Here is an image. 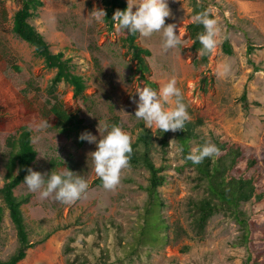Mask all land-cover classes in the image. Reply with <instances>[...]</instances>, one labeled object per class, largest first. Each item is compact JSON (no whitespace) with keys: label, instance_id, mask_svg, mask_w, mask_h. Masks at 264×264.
I'll return each instance as SVG.
<instances>
[{"label":"rangeland","instance_id":"rangeland-1","mask_svg":"<svg viewBox=\"0 0 264 264\" xmlns=\"http://www.w3.org/2000/svg\"><path fill=\"white\" fill-rule=\"evenodd\" d=\"M21 1L0 0V54L22 68L18 73L8 64H0V121H6V128L0 133V188L10 152L4 139L14 135L20 126H29L33 131L32 145L37 157L32 170L47 174L64 173L68 169L82 177L88 187L71 204L61 203L52 196L42 199L39 191L31 192L24 184L14 190L16 197L30 196L21 211L30 242L35 244L19 264H93L85 261L84 252L93 242V232L97 229L102 234L98 242L100 248H105L107 238L113 237L107 231L108 225L117 228L122 244L132 241L138 209L147 197L144 188L149 174L144 168L128 167L122 171L121 182L114 190L105 189L95 174L89 154L95 150V145L84 141L78 147V136L89 131L103 138L104 125L117 123L134 142L137 126L143 124L134 117L135 101L139 99L136 91L146 86L145 79L134 73V63L125 54L116 31H110L103 22L89 23L90 12L103 9L100 0H42L44 6L35 12L29 23L43 36L53 53L62 52L64 58L72 60L74 73L83 77L86 90L82 97L74 98L72 87L62 82L55 91L67 111L76 117L81 127L78 135L61 136L48 126L40 127L43 122L37 115L25 117L20 113L19 102L25 96L34 101L37 108L46 105L55 70L46 69L34 48L12 32V18ZM122 1L128 3V0ZM209 4L220 35L208 64L196 66V55L190 51L187 26L192 22L191 2L168 0L171 15L165 18V24L176 25L181 43L178 48L163 52L160 33L150 38L138 34V44L150 52L146 58L150 72L145 78L156 85L158 93L169 79H176L190 120L203 124L198 134L205 144L238 143L245 148L246 159L249 156L257 159L256 167L246 175L260 176L257 193L263 199L243 204L242 209L259 226L253 243L259 260L264 261V0H210ZM225 38L232 46L231 56L221 51ZM248 46L254 48L251 54L247 52ZM149 130L155 138L153 161L165 178L158 192L164 204L163 218L170 226L169 239L164 246L145 252L129 264H243L246 251L233 246L239 234L234 223L215 215L203 234L198 235L191 229L186 203L188 198L202 195L195 189V171L182 160L173 136L166 155L162 156L157 131L155 127ZM195 148L193 141L192 151ZM245 163L239 164V170L244 169ZM56 164L65 168L56 169ZM175 224L184 231L180 237L173 231ZM86 234H92L88 245L80 241ZM68 245L75 250L68 251ZM16 247V234L5 212L0 260H6Z\"/></svg>","mask_w":264,"mask_h":264},{"label":"trees","instance_id":"trees-1","mask_svg":"<svg viewBox=\"0 0 264 264\" xmlns=\"http://www.w3.org/2000/svg\"><path fill=\"white\" fill-rule=\"evenodd\" d=\"M103 9L106 12L104 25L110 31H116L114 23L111 21L116 10H124L127 4L122 0H100ZM191 2V16L201 12H209L211 18L213 14L209 11L210 0H189ZM44 6L42 0H22L18 10L12 18V32L23 42L34 48L37 57L42 59L43 64L48 70H55V75L51 79L48 87L49 99L46 105L40 108L36 107L34 101L22 96L19 102L20 113L25 117L37 115L40 121L48 122V127L56 131L61 136L78 135L81 127L76 117L70 114L63 103L55 95L58 84L64 82L72 87L73 97H82L86 90V84L82 76L74 73V64L71 59L64 58V53H53L50 46L44 40L43 36L29 23V20L35 15V12ZM5 14V11L2 12ZM204 31L203 26L191 22L187 26V32L191 41L190 51L196 55L194 64L196 66H206L210 54L201 56L199 50L201 44L198 36ZM116 33L125 49V54L130 57L134 63V73L140 74L145 79V85L156 89V85L145 78V74L150 72L146 58L150 56L148 49L138 44V34L128 35L127 33ZM254 48L248 46V53L251 54ZM221 51L227 56L233 54L232 46L227 38L221 43ZM0 64L10 65L12 70L21 72L19 64L10 62L0 54ZM254 69L257 68L254 66ZM205 81V80H204ZM245 92L242 99L245 101ZM117 125V123H115ZM202 122L189 120L184 131L158 133V146L162 156L166 155L169 139L174 137L177 148H183L180 152L185 164L195 171V189L200 190L202 195L199 198H188L186 203V212L190 219L191 229L198 235L204 233L208 222L215 215H222L227 222L234 223L238 228V236L233 246L243 248L246 251L243 264H264L260 261V255L256 252L253 237L259 226L250 219L248 214L243 211L242 205L251 202H260L263 197L257 193V184L260 176L252 173L247 176L246 173L255 168L257 159L249 156L246 159L245 148L238 143L215 142L218 147L219 155L205 158L202 163L194 165L186 157L192 152L191 143L196 142V147L205 144V140L198 134V129ZM137 134L132 142V153L130 156L131 168H144L148 174V184L144 188L146 200L142 207L138 209L136 218V227L132 234L130 243L122 244L118 239L117 228L108 225V232L113 237L107 238L105 248L98 245L102 237L99 229L95 232L94 240L90 247L86 246L84 255L85 261L93 264H129L136 258H141L145 252L150 253L158 247L168 243L169 225L163 218L162 209L164 204L160 198L158 189L165 183L164 176L161 175V168H157L153 161V152L156 150L154 142V133L145 128L143 124H138ZM6 128V121H0V133ZM32 129L29 126H20L16 129L14 135L4 139L6 147L10 150L9 157L4 167L3 185L0 188V238L2 232V223L5 212L13 225L17 247L12 255L6 260H0V264H19L26 256L27 252L35 244L30 242L28 226L25 223L21 207L27 204L30 196L16 197L14 190L23 183L24 177L28 174L36 160L37 152L32 145ZM264 137V135H263ZM84 141H78L77 146L81 147ZM245 163L243 170L238 166ZM264 166V160L262 161ZM56 169L63 170L65 167L61 164L55 165ZM173 231L177 237L183 235L184 231L177 225H173ZM92 234H86L80 239L81 243L88 245V237ZM109 239V240H108ZM75 250L68 245V251ZM188 248H184V251ZM206 264V263H205Z\"/></svg>","mask_w":264,"mask_h":264},{"label":"clouds","instance_id":"clouds-1","mask_svg":"<svg viewBox=\"0 0 264 264\" xmlns=\"http://www.w3.org/2000/svg\"><path fill=\"white\" fill-rule=\"evenodd\" d=\"M89 23H102L106 12L102 8L90 12ZM168 0H128L124 10H116L111 21L118 33L137 35L150 38L156 33L161 34V49L168 52L179 47L181 39L175 31V24H165V18L170 17ZM192 22L203 26L204 31L198 36L201 56L210 54L218 45L220 29L217 21L211 18L209 12H201L192 17ZM137 108L134 117L143 121L144 127H155L158 133L184 131L186 123L190 120L187 105L184 103L183 94L177 81L173 77L164 84L159 93L147 86L140 87ZM171 104V107H167ZM44 121L40 127H47ZM105 135L99 138L89 131L82 132L78 139L95 145V150L90 152L91 161L96 176L101 180L102 186L114 190L121 182L122 171L130 166L132 153V140L130 135L119 125H104ZM215 144L206 143L198 146L187 155L186 159L194 165L203 162L205 158L219 155ZM183 152V148H178ZM31 192L39 191L41 198L52 196L55 200L71 204L78 200L86 191L88 185L79 175L67 169L64 173L41 172L28 169L23 183Z\"/></svg>","mask_w":264,"mask_h":264}]
</instances>
